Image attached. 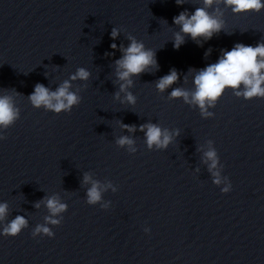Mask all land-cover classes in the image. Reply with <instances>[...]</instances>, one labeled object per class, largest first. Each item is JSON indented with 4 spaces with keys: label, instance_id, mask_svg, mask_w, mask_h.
Masks as SVG:
<instances>
[{
    "label": "clouds",
    "instance_id": "1",
    "mask_svg": "<svg viewBox=\"0 0 264 264\" xmlns=\"http://www.w3.org/2000/svg\"><path fill=\"white\" fill-rule=\"evenodd\" d=\"M176 4L182 5L183 0H175ZM203 7H197L191 14L187 10L182 11L179 15L173 17V23L180 27V31L175 33L173 46L179 49L185 42V36H190L193 40L198 41L199 38L210 40L214 34L223 29V22L216 16L210 14L209 8L214 3L223 2L225 6L231 7L233 13L239 14L243 12L259 13L264 9V0H202ZM217 11H219L217 9ZM120 35L119 29L113 27L111 30V38L116 40ZM130 43L127 47L120 45L119 50L122 55L115 60L116 76L120 83V92H125V99L129 104L135 105L136 97L128 92L127 89L133 85V76H139L151 68H158L155 51L145 47L142 41H138L134 36L129 35ZM113 50L117 49V45H111ZM211 50H209L210 53ZM209 53H206L208 55ZM90 72L85 68H78L69 79L64 80L60 86L51 91L43 84H36L34 91L28 95L31 104L40 108L50 110L56 114L61 112H71L73 106L81 103V97L76 92L71 91L72 81H87ZM180 79V75L176 69H172L169 74L161 77L156 82V88L160 92H164ZM195 86L194 91L183 88H175L170 93V99L182 98L183 101L190 105L199 107L203 117H211L213 113L208 111L209 107H214L223 95L226 88L234 90L237 97H243L245 100L253 98H264V43H257L256 46L237 43L230 51L222 50V56L216 63L209 64L205 68L196 72L193 78ZM243 85V90H238ZM18 94V93H17ZM119 99L120 93L115 94ZM19 118V109L15 107L13 99L9 95H0V127L7 129L13 125ZM127 131H137L135 125H122ZM139 131L144 132L146 143L149 149L167 148L172 141V135L167 129H162L158 124L146 123L139 126ZM179 135V132L176 133ZM6 137L0 136V140ZM120 146H131L134 141L128 136L120 137L117 141ZM134 151V149H133ZM209 161V171L216 168L217 158L214 150L205 153ZM216 177L214 183L219 184V173L213 172ZM91 182V187L87 191V202L90 205L96 204L101 200V188L98 181H93L88 174L84 175V183ZM231 187V186H229ZM224 193L229 192V188L222 190ZM50 215L45 219L53 225L59 224L60 221L53 219L56 215L66 210L67 205L61 203L56 196L47 197L44 201ZM38 202L35 207H39ZM8 213L7 203H0V221H4ZM27 220L24 216L17 215L14 219L7 222L2 229V235L5 237H15L19 235L22 229L27 227ZM43 234L49 238L54 237V233L45 225H37L32 232V236Z\"/></svg>",
    "mask_w": 264,
    "mask_h": 264
}]
</instances>
